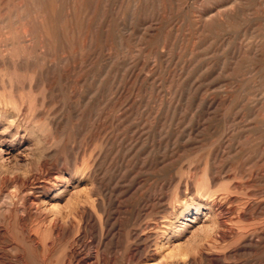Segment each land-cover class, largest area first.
I'll return each mask as SVG.
<instances>
[{"label": "rangeland", "instance_id": "374dc122", "mask_svg": "<svg viewBox=\"0 0 264 264\" xmlns=\"http://www.w3.org/2000/svg\"><path fill=\"white\" fill-rule=\"evenodd\" d=\"M0 89L34 101L55 139L45 161L70 176L60 233L33 210L15 238L0 216L19 264H161L204 177L229 187L247 235L213 252L203 233L207 251L162 264H264V0H0Z\"/></svg>", "mask_w": 264, "mask_h": 264}, {"label": "bare ground", "instance_id": "6f19581e", "mask_svg": "<svg viewBox=\"0 0 264 264\" xmlns=\"http://www.w3.org/2000/svg\"><path fill=\"white\" fill-rule=\"evenodd\" d=\"M24 104H26V99L21 95L15 96L11 91L7 95L0 93V216L7 223L13 222V224L11 222L14 226L13 230L17 232L15 238L19 237V220L21 219L19 216L26 211L31 212L34 210L35 214L43 215L41 218L42 223H48L50 230L55 233L63 231L71 220H66L67 217L59 216L60 214L57 215L60 212L59 210L57 214H52L53 211L55 212L59 208L58 202L62 201L66 195L65 185L70 176H66L67 173L64 175L62 168H49L48 163L45 161L44 153L55 142L54 137L51 135L50 126L47 123L38 124L34 120V101L27 102V107H24ZM204 179L207 178L197 180L200 182L196 186V190L192 191L193 194H189V201L179 210L181 216L184 217L183 230L181 229L184 231V235L173 238L172 242L168 237L167 240L165 239L166 241L163 239L165 242H157L153 257L154 260L160 257L161 264L163 259L159 253L165 252L163 253L165 256L172 257L174 250L180 251L193 246L196 248L195 246L200 245L199 243L202 242L199 239L203 233H212L213 237L211 238L215 241H211L213 252H218L222 248V243H216L218 238H221L222 242V240H235L247 235L245 228L238 225L240 216L235 213V209L230 205L232 201L231 194L225 195L229 192V187L226 186L221 193H216L211 190L212 187L217 185L216 180L212 179L207 184H203ZM78 199L76 198L75 201ZM72 200L73 198L68 197L65 199L63 204H69V206L66 205L67 210L73 206L72 204L75 205ZM70 203H72L71 206ZM80 204L83 207L82 203ZM66 206L63 208H66ZM231 214L237 216L231 218L229 217ZM61 217H64L65 220ZM20 229L24 237L29 240L31 237L37 239L38 233L32 231L31 228ZM47 232L50 233V231ZM0 234L10 236V238L13 235L6 227L0 228ZM197 240L200 242L196 243ZM35 243L39 244L38 240ZM170 244H173L171 249L168 247ZM40 246L42 247L40 249H44V244H40ZM9 249L13 264H19V242L17 239L12 240ZM208 249L204 248L203 250L207 251ZM194 250L201 254L203 251L199 248ZM193 261L187 262L177 256L171 264H192Z\"/></svg>", "mask_w": 264, "mask_h": 264}]
</instances>
